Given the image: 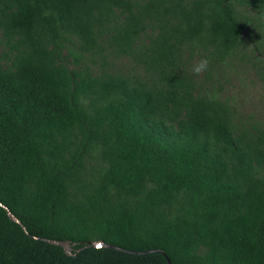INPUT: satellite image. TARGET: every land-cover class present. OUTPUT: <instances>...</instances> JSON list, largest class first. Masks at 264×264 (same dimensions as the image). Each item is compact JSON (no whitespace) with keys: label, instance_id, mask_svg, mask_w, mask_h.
Listing matches in <instances>:
<instances>
[{"label":"trees","instance_id":"1","mask_svg":"<svg viewBox=\"0 0 264 264\" xmlns=\"http://www.w3.org/2000/svg\"><path fill=\"white\" fill-rule=\"evenodd\" d=\"M0 203V264H264V0H0Z\"/></svg>","mask_w":264,"mask_h":264},{"label":"water","instance_id":"2","mask_svg":"<svg viewBox=\"0 0 264 264\" xmlns=\"http://www.w3.org/2000/svg\"><path fill=\"white\" fill-rule=\"evenodd\" d=\"M0 206H3L1 203H0ZM13 220L15 221V222H17V223H19L20 224V222H19V220L18 219H16V218H14L13 217ZM23 228H24V230L26 231V228L23 226ZM27 232V231H26ZM44 241L45 242H47V243H50V244H54V245H59V246H62V247H64L65 248V245H66V243H62V242H58V241H51V240H47V239H44ZM100 245V244H99ZM102 246H104L103 244H101V247ZM116 249H118V250H121L120 248H117V247H115ZM68 252H71V249H69V251ZM152 251H150V252H147V253H151ZM156 252H160V251H156ZM139 254V253H138ZM164 254V253H163ZM165 255V254H164ZM168 260V264H171V261L169 260V259H167Z\"/></svg>","mask_w":264,"mask_h":264},{"label":"clouds","instance_id":"3","mask_svg":"<svg viewBox=\"0 0 264 264\" xmlns=\"http://www.w3.org/2000/svg\"><path fill=\"white\" fill-rule=\"evenodd\" d=\"M208 67V60L207 59H202L201 61H199V63L195 66L194 71L198 74L201 71H205L207 70Z\"/></svg>","mask_w":264,"mask_h":264},{"label":"rangeland","instance_id":"4","mask_svg":"<svg viewBox=\"0 0 264 264\" xmlns=\"http://www.w3.org/2000/svg\"><path fill=\"white\" fill-rule=\"evenodd\" d=\"M252 87H255V86H252ZM257 92H258V88H257V91H256V92L253 91V89H251V91H250L251 98H252V97H253V98L257 97V96H258ZM65 249H66L67 251H69V249H71V248H70V246H69L68 244H66V245H65Z\"/></svg>","mask_w":264,"mask_h":264},{"label":"snow or ice","instance_id":"5","mask_svg":"<svg viewBox=\"0 0 264 264\" xmlns=\"http://www.w3.org/2000/svg\"><path fill=\"white\" fill-rule=\"evenodd\" d=\"M96 246H97V247H101V245H99V244H98V245H96Z\"/></svg>","mask_w":264,"mask_h":264}]
</instances>
